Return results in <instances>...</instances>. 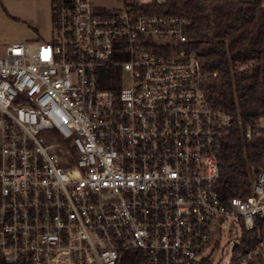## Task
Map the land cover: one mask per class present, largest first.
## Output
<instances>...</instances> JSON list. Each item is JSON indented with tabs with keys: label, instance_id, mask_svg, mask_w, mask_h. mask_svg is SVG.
Instances as JSON below:
<instances>
[{
	"label": "built area",
	"instance_id": "built-area-1",
	"mask_svg": "<svg viewBox=\"0 0 264 264\" xmlns=\"http://www.w3.org/2000/svg\"><path fill=\"white\" fill-rule=\"evenodd\" d=\"M96 1L50 0L49 37L0 54V257L201 264L226 220L239 240L259 232L234 264H264V158L250 192L223 201L233 115L209 99L216 71L187 46L186 18L153 11L164 0ZM238 121L245 139L264 128V115Z\"/></svg>",
	"mask_w": 264,
	"mask_h": 264
},
{
	"label": "trees",
	"instance_id": "trees-1",
	"mask_svg": "<svg viewBox=\"0 0 264 264\" xmlns=\"http://www.w3.org/2000/svg\"><path fill=\"white\" fill-rule=\"evenodd\" d=\"M153 11L182 14L187 46L205 69L216 71L204 81L209 99L233 115L219 152L216 186L223 201L247 195L264 158V128L245 139L238 119L264 115V5L261 0H164ZM258 233L255 228L242 230L228 264H234L239 250L258 241ZM0 264L20 263L0 257ZM122 264L149 263L143 253L129 250Z\"/></svg>",
	"mask_w": 264,
	"mask_h": 264
},
{
	"label": "rangeland",
	"instance_id": "rangeland-1",
	"mask_svg": "<svg viewBox=\"0 0 264 264\" xmlns=\"http://www.w3.org/2000/svg\"><path fill=\"white\" fill-rule=\"evenodd\" d=\"M97 3H110L108 0L96 1ZM264 5V0H261ZM51 11V6H50ZM28 26L24 20H21L17 15L5 11L0 0V54L4 52V46L12 40L35 41L48 38L52 30L51 19L46 20L44 28L38 27L29 29L34 30L36 34H30L25 30ZM44 139L52 140L49 131H42ZM239 230L236 225H232L230 221L223 220L220 223L216 222L210 230V243L205 249V253L210 258V264H227L230 261L233 245L239 240Z\"/></svg>",
	"mask_w": 264,
	"mask_h": 264
},
{
	"label": "crops",
	"instance_id": "crops-1",
	"mask_svg": "<svg viewBox=\"0 0 264 264\" xmlns=\"http://www.w3.org/2000/svg\"><path fill=\"white\" fill-rule=\"evenodd\" d=\"M2 4L5 11L17 15L28 24L25 30L30 34H36L34 31L36 27L43 29L45 21L51 19L50 0H2ZM29 27L34 30H30ZM14 41L19 40H12L6 44Z\"/></svg>",
	"mask_w": 264,
	"mask_h": 264
}]
</instances>
